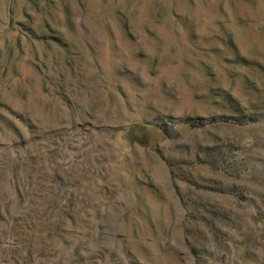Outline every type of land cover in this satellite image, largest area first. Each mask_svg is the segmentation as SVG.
Masks as SVG:
<instances>
[{"label":"rangeland","instance_id":"rangeland-1","mask_svg":"<svg viewBox=\"0 0 264 264\" xmlns=\"http://www.w3.org/2000/svg\"><path fill=\"white\" fill-rule=\"evenodd\" d=\"M0 264H264V0H0Z\"/></svg>","mask_w":264,"mask_h":264}]
</instances>
